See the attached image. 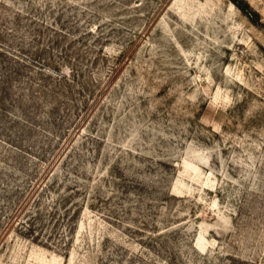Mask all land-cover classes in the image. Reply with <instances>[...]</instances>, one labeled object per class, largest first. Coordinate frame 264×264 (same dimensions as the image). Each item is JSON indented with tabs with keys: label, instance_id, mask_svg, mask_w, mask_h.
<instances>
[{
	"label": "rangeland",
	"instance_id": "374dc122",
	"mask_svg": "<svg viewBox=\"0 0 264 264\" xmlns=\"http://www.w3.org/2000/svg\"><path fill=\"white\" fill-rule=\"evenodd\" d=\"M0 264H264V0H0Z\"/></svg>",
	"mask_w": 264,
	"mask_h": 264
}]
</instances>
